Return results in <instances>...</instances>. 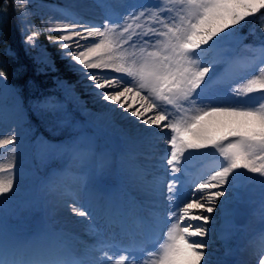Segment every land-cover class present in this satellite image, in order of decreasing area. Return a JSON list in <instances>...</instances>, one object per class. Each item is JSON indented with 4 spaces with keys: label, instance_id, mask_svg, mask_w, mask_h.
<instances>
[{
    "label": "snow or ice",
    "instance_id": "obj_1",
    "mask_svg": "<svg viewBox=\"0 0 264 264\" xmlns=\"http://www.w3.org/2000/svg\"><path fill=\"white\" fill-rule=\"evenodd\" d=\"M2 2L0 24L10 7L25 50L41 49L37 63L55 70V60L39 43L46 35L77 75L76 83L106 111L89 113L87 132L81 129L59 144L39 142L42 156L53 161L39 178L40 189L88 222L92 242L51 223L35 232L17 230L6 213L17 198L18 149L26 133L18 95L0 67V150L11 153L8 163H0V264H212L207 250L214 214L222 213L221 239L239 231L233 223L239 209L232 205L243 202L234 183L241 171L260 185L253 208L260 228L247 247L251 264H264V43L250 59L238 57L232 46L242 41L238 26L264 16V0H129L117 6L97 0L105 9L102 20L65 12L59 21L40 17L39 24L32 23L33 0ZM259 26L264 32V23ZM57 85L78 101L75 85L64 80ZM32 108L60 127L75 126L55 96ZM113 112L134 120L135 139L125 132L101 143L93 129L111 125ZM151 136L163 137L159 174L135 147L150 143ZM194 153L218 159L206 178L186 177L184 161ZM105 176L118 183L98 186ZM129 186L143 199L128 198ZM94 219L102 223L94 226ZM160 227L166 231L157 245Z\"/></svg>",
    "mask_w": 264,
    "mask_h": 264
},
{
    "label": "rangeland",
    "instance_id": "obj_2",
    "mask_svg": "<svg viewBox=\"0 0 264 264\" xmlns=\"http://www.w3.org/2000/svg\"><path fill=\"white\" fill-rule=\"evenodd\" d=\"M106 2L110 5L117 6L121 3L129 2V0H106ZM32 7L33 10L37 12V16L32 19L33 24H39L40 17L47 20L51 16L59 21L62 19L61 13L65 12L96 21L102 20L105 15V9L98 6L97 0H33ZM115 10L123 11V9L120 8H115ZM253 19L254 17L250 18L242 26H238L236 34L239 37H243L244 28L251 24ZM261 23H264V16H261L256 24L251 25V29L254 28L255 31L250 38L251 41L249 43L238 47L240 41L233 42L232 46L235 50V54L241 59H250L259 54L258 52L253 51V49H258L261 44L264 43V32L261 31L259 26ZM19 33L21 36L20 30ZM22 39L21 36V41ZM43 40H46L48 43L46 35H41L39 37V43L50 53ZM245 45L250 47L245 48ZM23 47L25 50L24 44ZM51 47L58 51V45H51ZM40 51L41 49L39 48H29L26 53L35 61L38 68L41 70L52 73L56 72V67L55 70H51L44 67L42 64L37 63L35 58L40 54ZM57 80L67 81L64 78L55 77L52 90L49 91L47 95L44 94L41 96L37 94V91H34L30 104L32 106L37 100L42 99L45 96H55L65 105L66 110L74 118L75 126L73 127H60L52 116L45 117L34 110L32 112V119H34V121L32 119L29 120L26 110L22 105L20 87L7 80L8 87L13 89L18 95L20 107L24 115V129L26 133L18 149L17 198L15 203L6 213L7 223L9 226L25 232L43 230L49 223H51L55 230H62L70 236L76 237L78 240L90 244L93 238L88 231L90 227L88 222L81 223L80 221L83 220V218L72 216L67 209L62 208L57 204V198L54 193H46V191L40 189L39 178L53 165V161L42 156L39 142L44 141L46 144H59L68 140L81 129L87 132L86 127L83 123L78 121L77 118H86L89 120V113L98 115L106 111V108L100 102L94 101V99L85 92L81 84L76 83L78 80L77 75L75 82H67L69 85H75L74 93L75 96L79 98L78 101L72 98H66L64 91L58 87ZM110 115L112 116L111 125L99 130L101 131V133H99L101 143H104L106 140L114 142L121 133L125 132L134 139L139 135V130L136 127L134 120H129L127 117L121 116L118 112H113ZM39 131L42 132L41 135L39 134ZM162 139L163 137L151 136L149 137L150 143H143L141 144L142 146L139 144L135 145L136 149H142L144 153V155L141 156V159L145 160L146 163L150 165L152 171L156 174H159L162 171L160 168V156L162 155L164 148L163 144L159 143ZM10 159L11 153L9 151L0 150V163H8ZM217 164L218 159L212 153H194L188 156L184 161L185 174L187 176L190 171H193L197 173L196 178L201 176L206 178V176L210 174V170L216 167ZM242 174H246V172L241 171L234 178V183L238 186L243 201L238 205H245L250 209L252 215L251 221L249 225L244 228L237 227L239 231H237L230 240H224V246L230 248L222 249L221 247L219 249L220 255L216 257L214 261L212 260L211 255L208 254L213 264H217L218 261H224L226 264H251V255L247 245L248 240L251 239L260 228L257 216L253 215V208L258 205L259 201L260 185L258 183V178L254 177H252L251 182L243 185L241 181ZM250 175L252 176V174ZM117 183L118 181L113 176H105L96 181L98 186L102 185L106 188H111ZM124 194L130 199H143L142 194L130 186L125 189ZM235 205L237 204L232 206L234 207ZM214 215L216 217V222L213 225H216L218 228L221 223L222 217L220 216H222V213L217 212ZM129 220V223H132L130 228H134V218H130ZM101 223L102 221L100 219H94L92 221V225L94 226H99ZM165 231L166 228L164 227L157 229V245L162 242L161 238ZM228 241L231 245L227 244ZM157 245H153V247ZM239 248L242 249L239 251Z\"/></svg>",
    "mask_w": 264,
    "mask_h": 264
},
{
    "label": "trees",
    "instance_id": "obj_3",
    "mask_svg": "<svg viewBox=\"0 0 264 264\" xmlns=\"http://www.w3.org/2000/svg\"><path fill=\"white\" fill-rule=\"evenodd\" d=\"M3 7V2L0 0V8ZM43 42L46 43L53 60L56 62L57 70L54 73L44 72L38 68L35 61L26 53L16 19L9 7L6 21L0 24V66L6 71L7 79L20 86L23 104L30 117L31 107L29 100H31L34 91L45 94L51 89L55 76H61L69 82H75L76 79V75L72 71H69L65 62L59 59L58 51L54 50L46 40H43ZM6 49H9L7 54H5ZM84 120L87 128L90 129L91 125L89 121Z\"/></svg>",
    "mask_w": 264,
    "mask_h": 264
},
{
    "label": "water",
    "instance_id": "obj_4",
    "mask_svg": "<svg viewBox=\"0 0 264 264\" xmlns=\"http://www.w3.org/2000/svg\"><path fill=\"white\" fill-rule=\"evenodd\" d=\"M239 213H240V218L239 220H237V223L239 225H246L247 224V221H248V218H249V211L247 208H242V209H239Z\"/></svg>",
    "mask_w": 264,
    "mask_h": 264
},
{
    "label": "bare ground",
    "instance_id": "obj_5",
    "mask_svg": "<svg viewBox=\"0 0 264 264\" xmlns=\"http://www.w3.org/2000/svg\"><path fill=\"white\" fill-rule=\"evenodd\" d=\"M139 145L142 146L141 144H139ZM137 150L143 153L142 149H137ZM143 154H144V153H143Z\"/></svg>",
    "mask_w": 264,
    "mask_h": 264
}]
</instances>
